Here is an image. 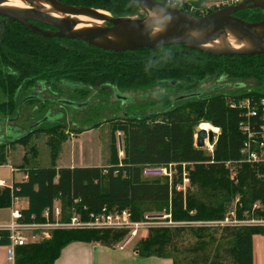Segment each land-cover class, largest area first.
I'll return each instance as SVG.
<instances>
[{
	"label": "trees",
	"instance_id": "trees-1",
	"mask_svg": "<svg viewBox=\"0 0 264 264\" xmlns=\"http://www.w3.org/2000/svg\"><path fill=\"white\" fill-rule=\"evenodd\" d=\"M154 1L193 17L216 11L203 9L198 1ZM60 2L101 10L116 18L144 16L135 3L124 0ZM234 16L247 22L264 20V13L258 9L239 11ZM208 79L226 84L254 79L262 89L206 94L203 84ZM38 83L53 89L73 85L78 87L75 92L80 97L89 96L90 90L85 88L100 85L115 90L164 85L175 98L155 102L161 107L150 115L109 121L111 136L118 131L123 135L124 157L119 160L111 144L108 162L101 167L56 166L60 144L67 139L60 123L39 126L13 141L0 143V166L7 165V149L12 145L25 149L15 167L25 180L0 186V210L10 208L14 200L25 199L27 206L19 211L17 222L31 225L43 223V211L56 200L61 204L63 221L72 208L85 207L88 212L104 207L128 210L134 221H141L145 212L167 206L171 221L186 226L149 229L147 237L135 247L141 258H170L173 264H252V237L264 236V225H227L218 233V229L193 223L223 220L236 198L233 206L237 221L264 219V172L243 160L240 149L244 136L239 131L243 110L229 105L245 97H264V56L217 57L182 46L113 53L80 41L42 38L0 16V118H14L26 92ZM203 122L219 129L212 155L193 146L195 127ZM40 134L46 136L50 150L46 167L37 165V151L30 145L31 139ZM169 164H177L178 173L171 184L166 179L142 176L145 166ZM181 164L187 165L190 181L185 193L175 189L180 183ZM122 235L116 231L56 229L48 240L15 247L14 264H54L70 243L112 247ZM184 237L191 240L184 243ZM8 242L7 232L0 231V246Z\"/></svg>",
	"mask_w": 264,
	"mask_h": 264
},
{
	"label": "water",
	"instance_id": "water-1",
	"mask_svg": "<svg viewBox=\"0 0 264 264\" xmlns=\"http://www.w3.org/2000/svg\"><path fill=\"white\" fill-rule=\"evenodd\" d=\"M6 1L0 0V16L42 38L80 41L113 53L182 46L217 57L264 56V20L247 22L234 16L236 12L251 9L264 13L263 0H245L203 17H193L154 0H124L138 6L144 14L141 18H116L92 8L66 5L60 0H17L21 6L5 4ZM157 25L160 30L154 31ZM61 104L78 105L68 101ZM39 126V123L30 126L23 135ZM212 137L211 132H194L198 148L206 138L211 141Z\"/></svg>",
	"mask_w": 264,
	"mask_h": 264
},
{
	"label": "rangeland",
	"instance_id": "rangeland-1",
	"mask_svg": "<svg viewBox=\"0 0 264 264\" xmlns=\"http://www.w3.org/2000/svg\"><path fill=\"white\" fill-rule=\"evenodd\" d=\"M203 89L206 94H234L249 90L260 91L262 86L254 79L242 80L239 84H226L225 81L220 79H208L204 82ZM41 96L44 98L47 97L45 93H41ZM117 96L118 99L115 100L117 98L115 97V93H111L108 90L100 93L99 91L96 92L95 88H92L89 92V98L81 99L82 101H96L91 103L87 109L84 108L86 103H79L76 106L60 107V105L55 104V102L52 105H47L46 107L50 108L40 114L37 113V110H32L35 106L39 107V104L34 102L33 104L20 109L19 117H14L12 119L0 118V143H8L15 140L22 136L30 126L35 124L39 123L40 125L41 123V125L45 124L44 126H47L60 123L63 125V131L67 136V139L60 144L58 157L55 162L57 167L104 166L109 159L111 144H114L113 146L118 157V153L122 150L121 142L123 141V136H117V133H121L119 131L114 133V137L111 136L108 122L114 119L124 118L128 115L131 116L135 113L138 116L150 115L153 112L159 111L161 107L159 104H154L155 102L159 101L161 98H166L168 101H171L175 98V93L164 85H154L136 90H117ZM121 98L130 101L126 104L121 103L119 100ZM97 123L101 124L96 128L91 129ZM198 127L203 131L214 133L212 137L214 140L219 134V129L217 130L209 123H200L195 127V130H198ZM46 140V136L40 134L34 136L30 143V145L34 146L37 151L35 159L37 165L40 167H46L50 164V150L46 144ZM7 151V165L0 167V178L7 183H10L11 167L15 168L20 163L25 149L19 144H14L8 148ZM203 152L209 155L207 150H204ZM15 178V180H17L18 176ZM236 201L237 198L228 207L224 223H206L199 224L198 226L203 225L211 229H218L217 232L220 233V229L227 225L229 227L252 225L251 221H264L262 218H252V220L247 221L246 224L237 222L235 219V208L233 206ZM15 206H18L17 201L15 202ZM168 214L169 208L167 206L162 210H152L144 213L143 219L139 222H143L144 218L148 217L153 218L150 220L151 223H155L148 228L145 238L151 228H176L185 225L181 223L168 224L167 222L171 219L164 218ZM0 218L3 219L2 222H7L9 220V211L0 212ZM193 226H197V224H193ZM183 240L185 241L184 243H187L191 238L186 237ZM127 241L128 246L135 244V247L139 242L136 238L129 240L128 237H126V233H123L120 240L114 244V248L117 244H125Z\"/></svg>",
	"mask_w": 264,
	"mask_h": 264
},
{
	"label": "built area",
	"instance_id": "built-area-1",
	"mask_svg": "<svg viewBox=\"0 0 264 264\" xmlns=\"http://www.w3.org/2000/svg\"><path fill=\"white\" fill-rule=\"evenodd\" d=\"M242 2V0H218L214 2L208 9L216 10L234 6ZM190 7V10H193ZM230 107H238L243 110V120L239 123V131L244 136V141L240 149V154L243 160L251 165L262 168L264 172V97H245L237 103L230 101ZM198 130H201L198 127ZM218 130V129H217ZM214 134V133H213ZM117 136L122 137V133H117ZM193 146L199 150H207L209 155H212L215 140L208 141L206 138L203 146H196V139L193 136ZM122 141V140H121ZM122 150L118 153V159L124 157L123 141L121 142ZM230 164L227 163L226 167ZM177 164H169L166 166H145L142 168V176L144 178H161L166 179L169 184L177 178ZM186 164H181V173L179 175L180 183L175 187L176 191L185 193L190 185L189 174L186 169ZM231 170V169H230ZM231 177L234 172L230 171ZM0 186H5L0 182ZM16 201V200H14ZM13 201V203H14ZM10 209V216L7 222H0V231H6L8 234V244L5 247V262L6 264H14V249L18 246H23L29 243H37L48 240L51 232L56 229H91L100 231H116L126 233V237L132 240L136 238L138 241L145 238L147 230L155 223H151L153 218L145 217L143 222L134 221L133 216L128 210L107 209L101 208L97 212H88L85 207L81 209L72 208L69 218L66 221L62 220L61 204L56 200L49 209L43 211V223L41 224H20L17 219L20 217L19 211L13 209V204ZM257 208V206H254ZM164 218L171 219L170 214ZM226 218V217H225ZM225 218L218 222L208 223H224ZM241 224H246L247 221H237ZM168 224H175L169 220ZM252 225H264V221H251ZM177 224V223H176ZM184 224V223H181ZM206 224V223H193ZM119 243L116 249H124L127 246Z\"/></svg>",
	"mask_w": 264,
	"mask_h": 264
},
{
	"label": "crops",
	"instance_id": "crops-1",
	"mask_svg": "<svg viewBox=\"0 0 264 264\" xmlns=\"http://www.w3.org/2000/svg\"><path fill=\"white\" fill-rule=\"evenodd\" d=\"M184 3H199L203 9H208L214 2L218 0H174ZM5 166V165H3ZM0 166V167H3ZM70 168L77 166H68ZM80 167V166H79ZM83 167H101V165L83 166ZM16 176L18 179L15 180ZM25 180V176L17 168L11 167V181L7 183L0 178L5 186H10L13 182L19 183ZM17 201L18 206H15ZM14 201L13 209L20 211L27 206L25 199ZM16 207V208H15ZM9 211L10 209H2L0 212ZM3 219L0 218V222ZM0 264L5 262V247L0 246ZM54 264H173L170 258L148 257L141 258L134 245H127L124 249H116L114 246L106 247L99 243H82L74 242L66 245L54 262ZM252 264H264V236L255 235L252 237Z\"/></svg>",
	"mask_w": 264,
	"mask_h": 264
},
{
	"label": "flooded vegetation",
	"instance_id": "flooded-vegetation-1",
	"mask_svg": "<svg viewBox=\"0 0 264 264\" xmlns=\"http://www.w3.org/2000/svg\"><path fill=\"white\" fill-rule=\"evenodd\" d=\"M78 89V87L73 85L69 86V85H63L62 87L53 89L50 86H47L45 83H38L36 84V86L33 89H30L28 92H26L25 96L23 97L22 101H21V105L18 108L17 114L15 117H19V110L27 107L29 105H31V100H34V102L39 104V107L35 106L34 110H37V113H42L43 111H45L46 109L50 108V107H46L47 105H52L54 104H58L61 106H67V105H63L61 104V101H68L71 103H86V106H84V108H88L89 105H91V103H94L96 101L90 102V101H82L81 99H86L89 98V96H85V97H80L76 94L75 90ZM87 90H92L91 87L85 88ZM96 92L99 91L100 93H103L104 91L108 90L111 93H115V97H117L115 100L118 99L117 96V90H115L113 87L111 86H106V85H100L99 87H95ZM90 92V91H89ZM41 93H45L47 95V97H42ZM51 93V94H50ZM67 96V97H64ZM121 103H128V101L130 100H123L122 98L119 99ZM48 112V111H47ZM133 115V114H132ZM134 115H137L136 113ZM129 116V115H128ZM127 117V116H125ZM45 124H40V127H44Z\"/></svg>",
	"mask_w": 264,
	"mask_h": 264
},
{
	"label": "bare ground",
	"instance_id": "bare-ground-1",
	"mask_svg": "<svg viewBox=\"0 0 264 264\" xmlns=\"http://www.w3.org/2000/svg\"><path fill=\"white\" fill-rule=\"evenodd\" d=\"M5 4L21 6V4H19V1H17V0H7ZM80 19H82L84 21H89V22H92V23L99 24V21H91V20H88V19L86 20V18H81V17H80ZM205 132H207V131H205Z\"/></svg>",
	"mask_w": 264,
	"mask_h": 264
},
{
	"label": "clouds",
	"instance_id": "clouds-1",
	"mask_svg": "<svg viewBox=\"0 0 264 264\" xmlns=\"http://www.w3.org/2000/svg\"><path fill=\"white\" fill-rule=\"evenodd\" d=\"M153 30H154V31H159V30H160V29H159V26L157 25Z\"/></svg>",
	"mask_w": 264,
	"mask_h": 264
}]
</instances>
